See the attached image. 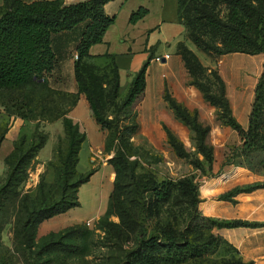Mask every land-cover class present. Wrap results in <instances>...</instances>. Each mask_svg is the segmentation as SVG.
<instances>
[{
  "label": "trees",
  "instance_id": "16d2710c",
  "mask_svg": "<svg viewBox=\"0 0 264 264\" xmlns=\"http://www.w3.org/2000/svg\"><path fill=\"white\" fill-rule=\"evenodd\" d=\"M112 1L115 0H87L66 6L63 0H0V91L34 87L36 91L46 94L44 104H57L59 98L69 101L71 105L60 116L68 137L66 151L59 157L62 194L57 200L47 201L28 211L21 228L25 244L37 249L41 259L60 253L85 258L90 255L93 245L94 232L81 225L60 233H50L40 243L36 241L41 223L80 206L78 189L96 173L92 169L82 174L77 169L86 136L81 126L67 115L76 107L80 96L86 97L96 123L111 131L115 139H129L138 130L137 125L126 130L120 128L118 121L106 116L103 108L108 103L117 110V115H131L139 108L145 97L147 74L153 57L150 56L136 73L124 100H120L119 96L118 66L112 62L99 67L90 62V49L103 43L105 33L116 21L115 16H108L105 12V6ZM178 6L185 34L207 56H255L264 53V0H178ZM148 13L144 8L135 11L130 23L137 24ZM79 26H83V32L76 47L77 59L74 64L78 91L66 93L51 88L49 84V76L58 67L53 39ZM177 52L190 76V85L198 88L205 100L220 110L221 120L241 138V145L226 155L223 166L237 165L264 175V64L255 88L248 127L244 129L232 115L221 77L215 71L209 73L218 86L215 93L203 80L207 69L184 41L177 45ZM101 70L108 74L98 76L97 71ZM43 79L47 81L43 82ZM104 83L107 89L103 88ZM165 100L177 118L194 132L198 154L212 166L214 151L207 143L210 128L200 123L197 112L191 113L168 93ZM164 130L177 156L191 159V154L171 130L166 126ZM3 141L2 135L0 149ZM42 145L33 144L23 153L8 158L11 172L0 196L9 194L12 189L17 190L25 178L28 165ZM132 157L133 154L118 151L109 161L116 179L108 209L96 226V230L103 235L102 243L116 248L128 246L125 261L121 264H250L244 262L238 250L213 231L239 227L263 228L264 224L203 217L199 212V186L194 178L158 183L152 176L138 174V162L131 161ZM193 163L200 167L203 165L198 159ZM259 189H264V183L237 187L221 195L220 200L234 202L236 196ZM171 204L173 208H169ZM166 213H170V217L164 219ZM113 217H117L119 222L112 221ZM178 217H184L187 224L180 222ZM149 223H155L153 232ZM222 247H226L231 255L210 263V258Z\"/></svg>",
  "mask_w": 264,
  "mask_h": 264
},
{
  "label": "rangeland",
  "instance_id": "374dc122",
  "mask_svg": "<svg viewBox=\"0 0 264 264\" xmlns=\"http://www.w3.org/2000/svg\"><path fill=\"white\" fill-rule=\"evenodd\" d=\"M184 43H188V46L202 57L203 61L198 58L207 69L203 80L213 88L215 93L218 92V86L215 85V78L210 76L209 73L215 71L221 77L226 86V97L229 101L232 115L235 118L231 99L228 95V87L233 88L235 84L242 83L243 79L245 81V77L253 80V74L252 76L251 74L247 75L245 74L246 71H243L238 76L240 77L238 81V74L234 70L232 71V77L230 74L228 78L224 77L214 67L215 63L221 61L220 59L223 56H207L193 45L186 34L184 36ZM261 58L263 59L264 55ZM205 61L210 62V65H204ZM246 66L248 65L246 64ZM262 71L263 68L260 66L257 76H254L258 81ZM155 72L161 74V71L158 69H155ZM97 74L98 76H103L108 74V72L101 70L97 71ZM230 77L232 81L227 83ZM190 82L189 86H191ZM103 88L107 89L105 83ZM196 89L202 94L198 88ZM166 93L172 97L167 90ZM45 95V93L36 91L34 87L22 90L0 91V136H4L0 149V192L6 185L11 172L8 158L13 154L23 153L33 144H43L28 165L25 178L17 190L12 189L9 194L0 196V264H121L125 261L128 246L124 245L116 248L114 245H108V243L106 245L101 242L102 233L96 230L98 222L104 217L109 206L110 196L116 179L114 168L110 165L109 161L118 151H121L122 154H133L131 161L138 162L137 173L144 176H152L158 183L179 181L186 177L194 178L195 183L199 186V197L201 200V186L207 180L220 175L224 168L223 164L226 155L241 145L239 134L224 124L219 116L220 110L211 106L205 100L203 94L205 103L210 111L213 110V113H202L204 117L202 119L200 111H190L184 107L191 113L197 112L200 123L210 128L207 143L213 147L214 151L212 166L208 165L204 161V157L198 154L194 132L177 118L173 109L166 102L165 96L164 100L168 106L166 111L171 110L176 120L186 127L189 132V134H185V141H182L166 125H163V128L157 131L152 124L153 111L151 102L142 108V101L139 108L131 115L123 113L117 115V110L106 103L103 108L106 116L110 119L115 118L120 128L124 130L137 125L138 130L136 134L129 139H115L112 132L103 129L96 123L95 119L93 122L97 124L96 126L95 123L94 125L88 123L84 126L85 128L81 127V130L85 133L86 140L82 145L80 162L77 169L82 174H86L92 169L96 170V173L87 184L82 185L78 189L77 197L80 206L41 223L36 239L37 243H40L42 238L50 233H60L71 227L81 225L94 232L90 255L85 258H78L60 253L41 259L38 256L37 249H31L25 244V240H23L21 235V228L28 211L44 205L47 201L57 200L62 194L63 182L59 157L60 154H64L66 151L68 137L63 118H60V116H62L61 114L64 111L71 108L69 101L59 98H57V104H44L43 99ZM67 117L70 118V113ZM164 126L171 130L184 145L185 149L191 154V159H181L177 156L168 142ZM217 126H219L218 131H216ZM197 159L202 162V167L193 163ZM232 167L239 166L229 165L225 166L224 169L228 171ZM239 174H241V171L237 170L232 175L227 174V177L240 176ZM202 191L206 194L211 192L209 188H202ZM169 208H173L172 204ZM202 208L205 214H211L208 204H203ZM199 212L203 217L211 218L204 215L200 205ZM169 214L166 213L164 219L169 218ZM177 215L181 214L177 213ZM178 219L182 223L185 222L184 217H178ZM112 221L119 222V219L113 217ZM186 224L187 221L185 222ZM149 226L150 231L153 232L155 223H149ZM215 231L216 229L213 233H216ZM230 255L231 253L228 249L222 247L215 256L210 258L209 262H217Z\"/></svg>",
  "mask_w": 264,
  "mask_h": 264
},
{
  "label": "crops",
  "instance_id": "0c3cea01",
  "mask_svg": "<svg viewBox=\"0 0 264 264\" xmlns=\"http://www.w3.org/2000/svg\"><path fill=\"white\" fill-rule=\"evenodd\" d=\"M84 1L87 0H63V3L69 6ZM0 5H2L1 2ZM141 8L148 10V15L137 24H131V15ZM105 12L108 16H115L116 21L105 33L103 43L90 49L92 57L90 62L99 67L108 66L112 62L118 66L120 71L119 96L120 100H124L134 76L152 56L142 108L151 102L152 124L157 131L166 125L182 141H185V134H189L186 127L176 120L171 110L166 111L168 108L164 100L166 90L178 103L190 111H200L202 119H204L202 113H213V110H209L202 94L196 88L189 86V74L182 57L177 52V45L184 41L185 36V26L179 15L178 0H115L105 6ZM82 32L83 26H79L71 32L54 37L53 48L57 54L58 67L49 76L51 88L66 93H77L74 64L77 56L76 47ZM192 51L203 61L202 57L194 50ZM263 55H226L221 57V61L216 62L214 66L227 78L229 74L232 77L234 70L238 74L237 77L243 71H246L247 75L252 76L253 74V80L245 77L242 83L235 84L233 88L228 87L235 118L244 129L248 127L258 81L255 77L260 66L263 68L264 58H261ZM166 56L170 58L163 60L161 64L155 61L156 57ZM204 63L206 66L210 65L208 61ZM155 69L160 70L161 74L156 73ZM231 77L227 83L232 81ZM237 80L239 81L240 77ZM70 118L82 128H85L84 126L88 123L94 125L93 114L85 96H80L78 104L70 113ZM218 128L219 126L216 131ZM224 168L219 176L207 180L201 186V211L204 213L202 205L208 204L211 214L204 213L207 217L264 224V189L240 194L233 199L234 202L220 200L221 195L237 187L264 183V175L254 173L245 167H232L228 171ZM237 170L241 171L240 176L227 177V174L232 175ZM202 188H209L211 192L206 194ZM215 232L238 250L244 262L264 264V227L216 229Z\"/></svg>",
  "mask_w": 264,
  "mask_h": 264
},
{
  "label": "built area",
  "instance_id": "2783aa9c",
  "mask_svg": "<svg viewBox=\"0 0 264 264\" xmlns=\"http://www.w3.org/2000/svg\"><path fill=\"white\" fill-rule=\"evenodd\" d=\"M170 58V56H166V57H164V58H161V57H156L155 58V61L157 62V63H163V60H168ZM76 59H77V56H76Z\"/></svg>",
  "mask_w": 264,
  "mask_h": 264
},
{
  "label": "water",
  "instance_id": "95a60500",
  "mask_svg": "<svg viewBox=\"0 0 264 264\" xmlns=\"http://www.w3.org/2000/svg\"><path fill=\"white\" fill-rule=\"evenodd\" d=\"M42 81H43V82H46L47 80H46V79H43Z\"/></svg>",
  "mask_w": 264,
  "mask_h": 264
}]
</instances>
